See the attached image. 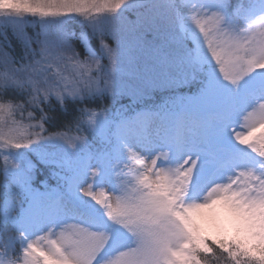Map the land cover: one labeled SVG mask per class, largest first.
I'll return each mask as SVG.
<instances>
[{"label":"snow or ice","instance_id":"obj_1","mask_svg":"<svg viewBox=\"0 0 264 264\" xmlns=\"http://www.w3.org/2000/svg\"><path fill=\"white\" fill-rule=\"evenodd\" d=\"M0 158V264H264V0H0Z\"/></svg>","mask_w":264,"mask_h":264},{"label":"trees","instance_id":"obj_2","mask_svg":"<svg viewBox=\"0 0 264 264\" xmlns=\"http://www.w3.org/2000/svg\"><path fill=\"white\" fill-rule=\"evenodd\" d=\"M35 28H36V26H34V28L29 26L28 27L29 33H31ZM73 28L75 29L77 36H79V28L76 25H70L69 26L70 30L73 29ZM9 35L11 36V33H9ZM12 42H13V45L15 46V53L14 54H19V52H20L19 44H17L14 39H13ZM109 42L111 43V40H109ZM76 44H77V46L79 45V41L78 40L76 41ZM92 44H93V47L97 48V50H98L99 45H98L97 41L93 40ZM183 92L187 93L188 89L184 88ZM146 99H149L151 101H155L156 100V96L153 95V96L148 97ZM90 106L93 107V108H103V107H111L112 105H111V102H109V103H101V104H92ZM115 107L116 108H123L124 110H128L130 108L136 107V104H135V102H131L127 98H125L122 101V103H117L115 105ZM72 111H73L72 105L69 104L68 105V118L69 119H71ZM24 116H28L27 112H25L23 114V117ZM19 118L21 120V117L16 116V119H19ZM24 118H26V117H24ZM25 120H28V118H26ZM64 123H66V121H64ZM45 127L47 128V133L46 134L55 133L58 130H60L61 127H63V123H60L59 126L57 124H53L51 126L45 125ZM73 135H75V133H73ZM82 135H88V134L87 133H83ZM89 139L91 141V146H90L89 152L85 154V157H90V156L91 157H95V158L100 157L102 155V153H104V149L106 148L105 139H103L102 137H92V136H89ZM38 167H39V173H38V177L37 178L38 179H46V182H47V184L50 187L56 186L57 185V181H58V177H57L56 173L59 172V170L58 169L57 170H53L51 168L45 167L43 164L39 165ZM4 184H5V178H4L3 173H2L1 176H0V194H2L3 191H4V189H3V185ZM19 202H20V198L17 197L16 198L17 205L19 204ZM3 206H4L3 197H2V195H0V207H3ZM7 233H10V232H4L3 235H5ZM13 234H14V232H13ZM17 248H18V245H17ZM221 264H223L222 261H221Z\"/></svg>","mask_w":264,"mask_h":264},{"label":"rangeland","instance_id":"obj_3","mask_svg":"<svg viewBox=\"0 0 264 264\" xmlns=\"http://www.w3.org/2000/svg\"><path fill=\"white\" fill-rule=\"evenodd\" d=\"M132 16H134L135 14H131ZM128 18L129 17H127L126 16V18L124 19V20H122L121 21V23L122 24H127V20H128ZM26 19H29V20H32V19H34V18H32V17H26ZM77 19H79V17H77ZM73 25H76L78 28H79V34H80V32L81 31H83V29L81 28V26L79 25V24H73ZM34 26H36L35 24H32V25H30V27H32V28H34ZM110 43V42H109ZM143 43H144V46L147 48V47H151L152 45H154L155 43H156V37L155 36H146L145 38H144V41H143ZM114 46V45H113ZM143 60L141 61V63L143 64ZM103 63L105 64V65H107V63H108V61H107V59H105L104 61H103ZM193 91H195V89H193ZM17 116L18 117H21L19 114H17ZM24 117H26V118H28V116H24ZM21 118L22 120H23V124L26 126L28 123H30V121L29 120H25L26 118ZM18 121L20 120V118L19 119H17ZM30 130V129H29ZM31 131V130H30ZM103 139H105L104 137H102ZM104 156V153H102V155L100 156V157H97V158H95V157H84V159L86 160V161H90V163L91 164H93V165H95V164H97L98 162H99V160L100 159H102V157ZM29 159H31L33 162H35L36 161V159H37V157L35 156V154H33V156L32 157H29ZM3 164H4V161H3V159L2 158H0V176H1V174H2V168H3ZM56 186H53L52 188H55ZM12 233V234H11ZM17 235L16 233H14L13 234V232H10V233H7V234H5L4 235V237L5 238H7V236L8 235Z\"/></svg>","mask_w":264,"mask_h":264}]
</instances>
